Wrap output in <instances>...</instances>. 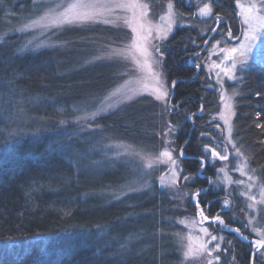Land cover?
Here are the masks:
<instances>
[{
	"label": "trees",
	"instance_id": "obj_1",
	"mask_svg": "<svg viewBox=\"0 0 264 264\" xmlns=\"http://www.w3.org/2000/svg\"><path fill=\"white\" fill-rule=\"evenodd\" d=\"M226 1L216 3L213 16L205 21L191 17L194 26L176 30L161 51L165 77L176 81L170 90V101L176 105L172 119L180 125L175 138L185 153L183 170L196 177L189 181L193 189L207 186L197 169L201 149L218 139L209 120L218 93L206 72H196L187 61L210 37L209 42L228 44L227 31L238 34L239 20ZM22 3L27 13L30 0ZM185 11L188 17L192 13ZM216 15L223 20L220 26ZM105 29L96 27L98 33ZM88 34L71 27L56 36L70 41L67 48L37 51L18 50L15 35L0 41V264H176L179 258L169 232L181 227L174 214L164 211L169 198L163 189L153 184L109 200L101 192L120 185L122 169L113 161L95 163L88 150L101 134L79 132L71 122L76 103L114 85L112 64L86 62L88 47L77 39ZM259 42V52L240 80L232 124L249 166L264 185V35ZM112 117L99 122L106 129ZM127 123L118 121L116 126ZM211 170L207 167L204 173ZM207 194L217 197L210 188L200 195L203 212L208 217L219 214L229 227L219 229L223 263L252 264L251 243L231 231L239 228L242 236L248 235L238 215L240 199L231 195L230 208H222L220 201L207 205ZM188 208L195 210L191 203Z\"/></svg>",
	"mask_w": 264,
	"mask_h": 264
},
{
	"label": "rangeland",
	"instance_id": "obj_2",
	"mask_svg": "<svg viewBox=\"0 0 264 264\" xmlns=\"http://www.w3.org/2000/svg\"><path fill=\"white\" fill-rule=\"evenodd\" d=\"M24 0H0V16L2 20L0 22V41L7 36H14L18 39V50L22 51H37L46 48H67L70 41H64L66 39L56 38L57 34H65V30L71 27H78L85 33H89V36L79 37L77 41L84 45H87L89 53L86 62H107L115 67L114 73V85L109 88L105 93L97 96L86 98L75 104L76 114L71 120L74 122L80 130L86 132H99L101 135L97 138V144L89 148L88 153L91 154V159L95 163H101L104 161H113L114 164L122 169L124 179L120 185L107 188L101 192L105 194L109 200L117 199L121 196H126L131 193L142 192L144 189L151 187V185H159L169 198V206L164 210L170 214H174L172 217L177 221V226L181 227L180 231H170L171 239H174L177 246V252L179 258L176 264H208L211 260L212 264H224L222 258L217 261L215 257L220 256V251L223 246L224 238L211 240V236L215 235L218 238L223 237L219 229L221 226L219 223H213L212 218L209 217L208 221L201 223V216L199 212L201 209L205 211V207L200 202V208H197L192 198V193L197 189H211L213 194L216 193L215 198H208L206 195L204 202L216 201L220 205L227 199L229 204L232 205V201L229 198L234 195L235 198H239V202L243 207L238 211L239 218L248 235L242 236L241 233L237 236L251 242L252 240L261 238L259 233L253 231V229H259L264 231V203H261V187H264L262 182L258 179L256 171L248 164L247 156L242 146L238 144V140L234 136L236 133L232 124L235 108V96L233 92L239 94L240 80L243 77L246 67H241L237 64V70L235 72L236 79H228L221 73V79L223 84L217 82L216 73L219 69L215 68L213 64H221L224 56L227 52H221V49L238 48L239 42L243 40V32L247 28V25L243 23V17L241 16V8L238 7V3L244 7H251L256 5L257 13L264 15V0H229L233 5L236 12V18L239 20L240 29L237 35L224 36L229 43L225 44L222 40L206 41L202 49L196 54L191 56L187 64L193 65L196 72L201 69L206 72L212 81V85L218 93L217 104L213 107L209 113V120L211 125L215 127L218 133L216 140L209 144V148H215L221 155H224V148L227 146V153L229 159L227 161L217 160L214 164L207 162L206 168H212L208 173L199 174L200 177L205 178V187L193 189L189 186V181L186 182L183 177L186 172L181 173L179 177L174 178L171 174V166L167 163H161L159 161L154 163L152 168L146 167L148 160L143 157L155 158L167 147L173 151V157L177 159L179 171L183 169L181 165V158L179 157V147L176 143L175 136L177 135L180 125L172 119L173 114L176 112V105L170 101V90L172 88V82H168L165 73L163 71V57L159 53L155 52L154 47H159L160 52L163 46L168 42L173 33L176 30H181L187 27H193L194 24L190 18L205 21L215 12L216 3L225 0H129V2H135L138 5H147V16L143 17V23L145 25L153 26L152 35L147 43L148 51L151 56L148 57L151 64L152 72L159 73L160 79L163 82L164 88L168 90V97L164 101L157 100L155 98L154 89L159 87V84L153 79L148 68L143 66L145 57L132 47V40L134 34L128 24L125 23V18L131 20L133 12L129 10H122L116 8L112 13L99 16L95 20L85 22L65 23L60 25H50L48 27L37 26L34 28H27L21 30L24 24H27L30 20L37 19L43 15L46 11L52 10L53 13H59L68 6V4L74 3L75 0H30V9L25 13ZM104 2V0H101ZM109 2H117V0H109ZM173 4V10L171 19L173 21L171 31L168 32L167 37L164 39L157 38L156 26L166 28L168 20L162 21V16L167 17L169 15L168 4ZM205 3H211L213 14L208 17L201 16L199 14V8L203 7ZM185 9L191 10V15L188 17ZM141 11L145 9L137 8L135 10L136 16L139 18ZM221 18V16H220ZM105 20L112 21L105 23ZM221 22H223L221 18ZM221 24V23H220ZM219 24V26H220ZM105 26V30H101L98 33L96 27ZM217 28V27H215ZM206 29V28H205ZM204 29V30H205ZM218 30V29H217ZM217 31H211L215 33ZM145 35L147 33H144ZM221 32L219 31V35ZM260 37L264 35V30L260 31ZM239 38V39H237ZM260 38L257 41L259 49ZM219 44L217 45V42ZM207 50L205 55L201 52ZM121 54L117 55L116 53ZM237 62L243 59L239 53L233 54ZM257 55V51L254 50L253 58ZM252 58V59H253ZM248 60V63L250 60ZM139 60L141 63L137 64ZM157 61H160L157 63ZM200 65L197 68L196 65ZM224 66H230L225 64ZM226 97H231L229 103L231 104V110L224 108V104L220 100L221 93ZM173 109V110H172ZM224 111L228 117L229 124H225L224 120L220 119L219 113ZM94 114V115H93ZM111 123H108L107 128L101 124L100 118L110 116ZM190 117V116H189ZM187 117V122H191V118ZM215 117V119H213ZM108 121V118L106 119ZM118 121L129 122L124 124L123 127L117 128L116 123ZM136 121V122H135ZM169 124L173 126V131L168 135H165L166 130L169 128ZM219 125V127H217ZM231 126V140L235 144L236 148L240 149L242 156H238L235 153V149L232 144L228 143V127ZM106 133V134H103ZM220 140V141H219ZM168 141L169 143H165ZM220 142V143H219ZM203 155V148L201 149ZM166 161V158H164ZM93 161V162H94ZM91 163V162H90ZM94 164V163H93ZM200 169V163H198ZM209 165V166H208ZM243 168L245 174H241L238 168ZM197 169V170H198ZM224 169V172L218 171ZM252 177V179H249ZM176 180L173 183V180ZM209 179L213 182L209 184ZM243 181V183H238ZM251 185L252 187H248ZM220 192V194H219ZM246 193V195H242ZM205 195V193H201ZM255 197V200L250 199ZM215 199V200H214ZM194 205V211H190L188 204ZM250 204H254V207H249ZM230 208V206L228 207ZM162 210V208L159 207ZM160 210V211H161ZM163 212V211H162ZM168 215V214H166ZM204 216H207L203 212ZM208 217V216H207ZM170 220L168 217H166ZM251 221V223H249ZM173 222V221H172ZM211 223V226L209 225ZM219 224V226H218ZM247 225V227H246ZM172 228V227H171ZM207 228L210 235H205L201 229ZM229 229V227H225ZM191 238V241L189 240ZM191 242L194 255L185 259L184 252L188 249V245ZM201 243L207 244V250H200L199 245ZM219 243L220 249L215 250V245ZM251 244V248H252ZM259 251H264L260 249ZM211 252V255H209ZM253 256V255H252Z\"/></svg>",
	"mask_w": 264,
	"mask_h": 264
},
{
	"label": "snow or ice",
	"instance_id": "obj_3",
	"mask_svg": "<svg viewBox=\"0 0 264 264\" xmlns=\"http://www.w3.org/2000/svg\"><path fill=\"white\" fill-rule=\"evenodd\" d=\"M241 8V16L243 17V23L247 25V28L243 32V40L239 42L238 48H231V49H221V52H227L228 54L224 56L223 61H221V64H213V66L219 71H217V82L223 84V81L221 79V73L224 74V76H227L228 79H236L235 72L237 70V64L239 63L241 67H248V60L253 58L254 50L259 52L257 41L260 38V31L264 30V15H260L257 13L256 5L253 4L251 7H244L243 5L239 4L237 5ZM145 9V11H141L139 18L136 16L135 10L137 8ZM116 8L122 9V10H129L133 12L132 19L129 20L125 18V23L128 24V27L131 28L132 33L134 34L133 40H132V47L135 48L141 56L145 57L143 61V66L148 68V71L151 73L153 79L156 81L157 84H159L158 88L154 89L155 98L160 101H164L166 97H168L169 93L166 88H164L163 82L160 79V74L152 72L151 64L149 63L148 57L151 56V53L148 51L147 43L149 42V38L152 35L153 26L151 25H145L143 23V17L147 16V5H138L135 2H129V0H117V2H109V0H104V2H101V0H75L74 3L68 4L66 8L62 12L59 13H53L52 10L46 11L43 15L38 17L37 19L30 20L27 24H24L21 28L27 29V28H34L37 26H44L48 27L50 25H60L65 23H74V22H85V21H91L95 20L99 16H103L109 13H112ZM173 10V4H168V11L169 15L167 17L162 16L160 19L162 21L168 20V24L166 28H162L160 26H156V32H157V38L164 39L167 37L168 32L171 31L172 28V19L171 14ZM199 14L204 17L211 16L213 14V9L211 3H205L203 7L199 8ZM217 25L221 23V18L219 15H216L215 17ZM105 23H110L112 21L105 20ZM212 31H217V28L211 29ZM144 33H147L146 35ZM229 36H231V31L229 30L228 33ZM239 39V38H237ZM207 43V42H206ZM219 44V41L217 42V45ZM155 52L159 53V55L162 57L163 53L160 52L159 47H154ZM239 53L240 56L243 57L242 60L237 62L235 59V56L233 54ZM117 55L121 54L120 52L116 53ZM160 61H157L159 63ZM261 62H264V59H262ZM137 64H140L141 62L139 60L136 61ZM230 64V66H224L225 64ZM197 68H200V65H196ZM176 81L172 82V87H175ZM238 95L235 91L233 92V96ZM259 95V93H257ZM221 102L224 104V108L231 110V104L229 101L231 100V97H226L223 92L220 96ZM200 111H203V105H201ZM94 115V114H93ZM195 113H192L191 116H194ZM191 116L189 118H191ZM220 119L224 120V123L227 125L229 124L228 117L225 115L224 111H221L219 113ZM215 119V117H213ZM219 127V125H217ZM173 126L169 124V128L166 130L165 135H168L173 131ZM231 126L228 127L229 137H228V143L232 144V147L235 149V153L238 156H242V153L240 152L239 148L235 147V144L231 140ZM204 133H201V136H203ZM165 143H169L168 141H165ZM203 152L205 155H202L199 157L200 160V169L197 171V175L203 172L206 164V157L207 162L214 164L217 160L219 161H227L229 159V155L227 153V146L224 148V155H221L220 152H218L215 148H209V146L205 145L203 147ZM185 153L183 151V148L179 151V157L184 158ZM144 159L148 160V163L146 167L152 168L154 166V163L159 161L161 163L167 162L171 166V174L174 178L179 177L181 173L183 172V169L180 168L179 171H177L178 163L177 159L173 157V151L169 150L167 147L159 154V156L155 158H148L143 157ZM166 158V161L165 159ZM239 171H241V174H245L243 168H238ZM218 171L224 172V169H219ZM196 177L191 175H185L183 179L188 181H193ZM249 179H252V177H249ZM176 180H173V183H175ZM213 182L211 179H209V184L211 185ZM238 183H243V181H240ZM248 187H252L249 185ZM207 189H197L196 192L192 193V198L194 200V203L197 208H200V201L199 197L201 193H206ZM242 195H246V193H243ZM250 199L255 200V197H250ZM261 203H264V187H261ZM211 203V202H209ZM230 206L229 201L225 199L222 202V208H228ZM249 207H254V204H250ZM199 215L201 216V223L203 221H208L209 217L203 215V209L200 210ZM213 223H219L221 225V230H223L224 227H227L224 223V221L221 219V216L218 214L214 218H212ZM251 223V221H249ZM247 227V225H246ZM201 231L205 235H210L207 228H202ZM231 231L240 234V229H232ZM253 231H256L259 233L260 237L259 239L252 240L250 243L252 244V255H253V261L252 264H264V251H259L260 249H264V231H261L259 229H253ZM217 239H223V237H217L215 235L211 236V240L208 243H211L212 241H216ZM191 241V238H189ZM231 244V241L228 242ZM200 250H207V244L201 243L199 245ZM220 249V244L217 243L215 245V250ZM225 251H227L225 249ZM191 242L188 245V249L184 252L185 259L189 258L190 256L194 255ZM209 255H211V252H209ZM217 261L220 260V256L217 255L215 257ZM234 259V258H233ZM208 264H212V261L209 260Z\"/></svg>",
	"mask_w": 264,
	"mask_h": 264
},
{
	"label": "water",
	"instance_id": "obj_4",
	"mask_svg": "<svg viewBox=\"0 0 264 264\" xmlns=\"http://www.w3.org/2000/svg\"><path fill=\"white\" fill-rule=\"evenodd\" d=\"M245 240V239H244Z\"/></svg>",
	"mask_w": 264,
	"mask_h": 264
}]
</instances>
